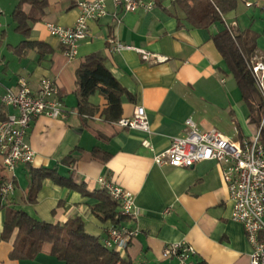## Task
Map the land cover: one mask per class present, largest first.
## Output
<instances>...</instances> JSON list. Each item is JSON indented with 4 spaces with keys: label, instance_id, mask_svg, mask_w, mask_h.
I'll return each mask as SVG.
<instances>
[{
    "label": "crops",
    "instance_id": "1",
    "mask_svg": "<svg viewBox=\"0 0 264 264\" xmlns=\"http://www.w3.org/2000/svg\"><path fill=\"white\" fill-rule=\"evenodd\" d=\"M78 1L48 0L41 19L31 24L29 37L43 46L21 57L8 50L7 45H17L24 38L13 25V33L18 36H12L15 43L7 42L10 33L0 21V32L5 33L0 47V122L8 113H16L2 104L1 97L9 88L17 90L21 77L28 80L33 91L41 78L53 79L66 111L64 118L41 115L32 120L26 140L35 152L34 162L19 163L15 168L14 191L7 202L0 204V234L5 209L14 207L50 223L79 217L87 233L104 237L111 224L93 214L92 205L97 202L93 196L46 178L36 201L27 200L29 170L55 169L65 177L74 172L76 183L84 184L89 193L103 189L99 178L104 177L134 195L139 216L126 221L139 231L121 254L133 264H166L161 255L164 245L179 241L195 248L197 262L249 264L251 245L242 225L231 219L232 202L221 166L206 160L178 168L158 166L153 160L155 154L169 147L173 137L186 134V119H191L200 130L216 128L233 140L249 137L256 131L248 120V109L235 80L212 40L213 34L233 23V28L242 31L234 19L237 10L223 15L222 22L201 28L186 19L175 0H152L155 7L150 11L126 13L118 9L117 23L112 16L115 8L108 2V15L89 23V34L80 41L77 55L68 57L62 44L49 34L46 24L72 26L78 16ZM16 3L17 0H0V13L12 12ZM23 10L28 12L30 5L24 4ZM229 15L233 16L230 23L225 18ZM109 37L166 59L152 62L131 50L112 51ZM92 53L105 58L106 67L132 96L122 97L120 118L130 117L136 105L145 108L152 130V150L141 144V132L100 116L107 101L99 92L89 97L98 106V112L84 119L77 114L76 71ZM255 56L264 57L257 43ZM94 146L109 153L110 158H94L90 153ZM69 154L74 157L72 165L62 162ZM3 175L0 159L1 182ZM11 249V242L0 239V264H63L49 254L48 243L33 259H11ZM171 264H176V260H171Z\"/></svg>",
    "mask_w": 264,
    "mask_h": 264
},
{
    "label": "built area",
    "instance_id": "2",
    "mask_svg": "<svg viewBox=\"0 0 264 264\" xmlns=\"http://www.w3.org/2000/svg\"><path fill=\"white\" fill-rule=\"evenodd\" d=\"M108 2L115 8L112 16L117 23L120 22L118 9L127 13L150 11L155 7L152 0H79L78 16L72 26L46 24L49 34L62 44L68 57L77 55L80 41L89 34V23L108 15ZM251 5L246 3V6ZM234 25L235 23L226 27L233 30ZM107 42L112 51L131 50L146 61L159 62L166 59L143 48L123 43L115 37H109ZM248 68L263 101L262 115L254 134L233 140L216 128L200 130L191 119H186V134L173 137L169 147L155 154L153 160L158 166L178 168H189L206 160L218 163L228 198L232 202L231 219L242 225L251 245L249 264H264V57H252ZM1 102L16 112L8 113L0 122V159L5 171L4 181L0 185V203H5L15 188L13 179L17 164L29 165L34 162L35 152L26 140L32 120L41 115L52 119L64 118L66 111L61 103L58 87L49 77L40 79L36 91L31 89L26 78H19L18 89H7ZM117 124L141 132L144 135L141 144L152 150V130L143 106L136 105L132 115L120 118ZM99 182L107 194L119 203L120 212L125 217V221L120 224L106 228L102 244L121 255L139 231L126 220L136 219L139 210L132 193L104 177H100ZM161 255L166 264H171L173 259L176 264L198 263L194 259L195 248L186 241L165 244Z\"/></svg>",
    "mask_w": 264,
    "mask_h": 264
},
{
    "label": "trees",
    "instance_id": "3",
    "mask_svg": "<svg viewBox=\"0 0 264 264\" xmlns=\"http://www.w3.org/2000/svg\"><path fill=\"white\" fill-rule=\"evenodd\" d=\"M29 4L30 10L25 12L23 5ZM48 0H17L10 17L14 30L24 38L17 45H7V49L19 57L31 49L43 46L39 41L29 40L31 24L39 21L44 14ZM175 4L183 10L186 19L196 27L208 28L215 22H222L223 15L237 7V0H175ZM234 29V28H233ZM0 32V44L4 38ZM259 34L253 30H229L227 27L212 36L213 43L226 63L235 80L241 98L248 109V120L256 126L263 111V101L255 87L248 64L255 56ZM99 92L107 101V106L100 111V116L108 122L119 120L122 111V97L132 99L114 78L105 65V58L99 53L88 55L76 71L77 98L76 112L82 117L94 116L99 108L89 101V97ZM94 158L106 161L110 154L94 146L91 151ZM72 165L74 157L69 154L62 160ZM5 178V175L2 176ZM68 188L78 189L85 195L93 196L97 202L92 205L93 214L101 221H109L117 225L125 221L119 203L113 200L105 189L87 192L84 184H77L74 172L65 177L55 169L31 168L27 200L35 202L38 190L44 179ZM0 181V185H1ZM1 204V203H0ZM0 239L12 243L9 253L11 259H33L43 248L50 244L49 254L63 264H133L114 250L102 244L100 236L86 232L83 221L74 217L64 223H50L39 220L22 209L8 207L5 209L3 230ZM197 264H206L198 262Z\"/></svg>",
    "mask_w": 264,
    "mask_h": 264
},
{
    "label": "rangeland",
    "instance_id": "4",
    "mask_svg": "<svg viewBox=\"0 0 264 264\" xmlns=\"http://www.w3.org/2000/svg\"><path fill=\"white\" fill-rule=\"evenodd\" d=\"M236 7L237 12L235 14V21L238 23L240 30L251 29L259 34L257 40V49L260 53L264 54V0H238ZM251 3L250 7L246 6V3ZM11 12L0 13V21L4 25L3 28L10 33L7 42L15 43V39L12 37L13 34V22L11 21L10 14ZM233 16L229 15L225 18L227 22L230 23V19ZM9 22V26L7 23ZM234 31H237L235 28ZM16 35V34H15ZM18 36V35H16ZM3 45L1 41L0 47Z\"/></svg>",
    "mask_w": 264,
    "mask_h": 264
}]
</instances>
